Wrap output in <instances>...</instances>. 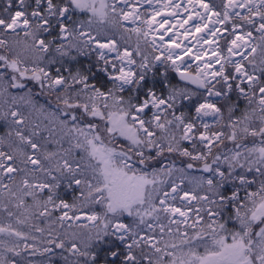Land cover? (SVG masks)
Wrapping results in <instances>:
<instances>
[{
    "label": "snow or ice",
    "instance_id": "6c2138e0",
    "mask_svg": "<svg viewBox=\"0 0 264 264\" xmlns=\"http://www.w3.org/2000/svg\"><path fill=\"white\" fill-rule=\"evenodd\" d=\"M188 4L2 0L0 264H264V0Z\"/></svg>",
    "mask_w": 264,
    "mask_h": 264
},
{
    "label": "rangeland",
    "instance_id": "374dc122",
    "mask_svg": "<svg viewBox=\"0 0 264 264\" xmlns=\"http://www.w3.org/2000/svg\"><path fill=\"white\" fill-rule=\"evenodd\" d=\"M132 2L134 4H136V6L140 9V11L144 14L145 17H149V15L151 14V9L147 6H140L139 4V0H132ZM205 2H208L207 0H205ZM215 3H218V0H215ZM127 27L131 28L132 25L131 24H128ZM124 37L125 39L124 40H121L120 43L122 44V46H128V47H131L132 49H134L136 47V43H137V37L135 34H129V33H124ZM151 38V37H150ZM117 39H119V37H117ZM140 40L143 41V37H140ZM126 41V43H125ZM208 46L206 45L204 48L206 49ZM193 50H195V48H193ZM225 55H227V51H226V48H225V52H224ZM260 52L258 51L256 53V57H257V60H259L260 58ZM237 59L239 57H236ZM183 59L185 61H189V63H192V66H193V69H195V66H196V62H192L189 60V57L188 56H184ZM216 67H218V65H215ZM14 94H16L17 96L20 94L19 92H13ZM37 108H39L41 105L45 106V107H48V104L44 103V102H41L35 98H33ZM241 104H243V102H241ZM9 106L11 107H17L19 106L20 107V110L22 112H24L25 115H28V112H29V109L26 108L24 105L22 104H17V105H13L12 102H11V97H9V104L8 105H5L4 102H3V99H0V110H6ZM37 113H33L32 114V119H36L37 118ZM237 115H239V113H237ZM207 122L208 123H213L212 122V119L209 117L207 118ZM220 129V128H219ZM216 130V129H214ZM217 131V130H216ZM219 131V130H218ZM3 132V125L2 123H0V133ZM43 135L44 136H47L48 133L47 132H43ZM41 143H45V141H41ZM256 143H259V141L257 140ZM249 146H251L252 142H248ZM48 149L50 151H55L57 148H58V145L55 144V143H48ZM67 146V145H65ZM23 175L24 174H20L19 177H17V183L20 182V180L23 178ZM200 175V173L193 169L190 173H189V176L186 178L185 180V185L184 187L187 188V189H191L194 185L193 184H189L187 182V180L190 178V179H193L195 180L196 178H198V176ZM30 180L34 179V178H38V179H43V174L42 173H39L37 172L35 174V177L29 175L28 177ZM164 179H169L167 176L163 177ZM171 179H177V177H172ZM171 182V180L169 179V183ZM68 199L71 201V196L69 195L68 196ZM175 203H179V201H176ZM9 209L15 213L16 215H19V210L16 209V208H13L11 205H9ZM59 215V213H54L52 217H47V218H44V217H41L39 219H36V218H33V220L31 221L33 227H27V226H23V225H16L15 223V216H13V218L11 219V223L13 224L14 227H18V228H21V230L25 231V232H28L30 233L32 236H35L38 238V241L34 242L32 240H29L28 243H37V247L39 248H43L45 247L46 245L43 243L44 240H46L48 238V234H49V231H52L53 234H55L56 231H60L62 232L63 229L60 228L59 226V221L56 220V217ZM8 217H7V214L0 210V223H7L8 222ZM56 221L55 223H53V221ZM191 222V221H190ZM35 225H39L40 228L44 229L43 233H38L35 231ZM67 227V225H65V228ZM75 230V229H73ZM189 231H191V229H189ZM2 238V237H0ZM23 243V242H21ZM25 255L27 256V254L25 253ZM28 259L32 260V261H35L36 264H42L43 261H45L47 259V256H41L39 254L35 255V256H30L28 257Z\"/></svg>",
    "mask_w": 264,
    "mask_h": 264
},
{
    "label": "bare ground",
    "instance_id": "6f19581e",
    "mask_svg": "<svg viewBox=\"0 0 264 264\" xmlns=\"http://www.w3.org/2000/svg\"><path fill=\"white\" fill-rule=\"evenodd\" d=\"M168 0H152V3H151V6L148 4V0H139V4L140 6H147L151 9V11L153 12V10H157V9H160L161 8V4L163 3H167ZM171 3L173 5L177 4V3H182L185 7H190V5L188 4V0H171ZM197 11H202L201 9H199V7H197ZM152 12L151 14L149 15L148 19H151L152 17ZM193 16H195V12L192 13ZM165 17L163 16H157L156 17V20H161V19H164ZM180 18H187V13H183L181 11V15L180 16H177L176 19H180ZM173 23L175 21H172ZM185 27H189V25H186ZM179 31L181 33H183V29H179ZM196 35H199L198 33H196ZM158 36H159V33H157V39H158ZM172 36V32H168V34L165 36V41L168 40L169 37ZM181 39H183V37H181ZM184 44L188 45L189 47H193L195 45V41L192 40V37L191 35L188 37L187 40H184L183 41ZM206 45H204L203 47H205Z\"/></svg>",
    "mask_w": 264,
    "mask_h": 264
},
{
    "label": "trees",
    "instance_id": "16d2710c",
    "mask_svg": "<svg viewBox=\"0 0 264 264\" xmlns=\"http://www.w3.org/2000/svg\"><path fill=\"white\" fill-rule=\"evenodd\" d=\"M208 2H211V3H213V4H216L215 3V0H207ZM15 2H16V0H13V4L15 5ZM33 2H34V0H33ZM0 5H2V0H0ZM142 47H145L146 48V51L147 52H151V48H147L146 46H144L143 44H142ZM0 51H3V49H0ZM153 55H155V53H153ZM80 59L83 61V60H86V58L85 57H80ZM174 75V74H173ZM27 87H32L33 88V98H35V99H37V100H39V101H41V102H44V103H46L47 104V101H48V99H49V97H47V96H44V95H38L37 93H39V88L38 87H35V86H33L32 84H31V82H28L27 83ZM27 90V88L25 89V90H22V91H26ZM10 91L11 92H17L18 93V91L17 90H15V89H10ZM52 99H54V97H52ZM217 131L218 130H221V129H219V128H215ZM223 131L227 134L228 132H229V130L227 129V128H224L223 129ZM253 141V138H249L248 139V141H246V143H248V142H252ZM225 145H227V147H229V148H231V147H234V145H232V144H230L227 140H225ZM223 147V146H222ZM19 177V176H18ZM70 201V200H69ZM58 251V250H57Z\"/></svg>",
    "mask_w": 264,
    "mask_h": 264
}]
</instances>
